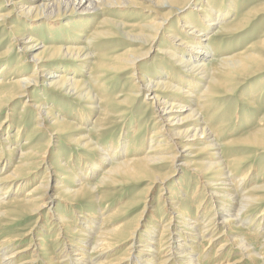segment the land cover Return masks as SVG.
<instances>
[{
	"label": "bare ground",
	"instance_id": "obj_1",
	"mask_svg": "<svg viewBox=\"0 0 264 264\" xmlns=\"http://www.w3.org/2000/svg\"><path fill=\"white\" fill-rule=\"evenodd\" d=\"M40 1L41 2L34 4L33 2L35 1L31 0H0V31L3 28H7V36L12 40L9 48L0 51V114L3 109L10 107L14 100L23 97L31 98L35 90L43 94L52 90L64 91L71 94L72 97L74 96L75 100H78V102L80 101L87 104L85 108L91 110L89 112H99V116L93 122L94 132L86 137H81L80 142H78L79 139H75L74 141V143H78V147L82 150H88L89 145L96 147V142H98L102 131L121 120L122 122L124 121L126 111L130 108L134 97L138 94L137 92H145L144 96L146 97L148 95V98L151 100L147 105L149 104V108L153 109H151V114L154 118L153 126L156 128H154L155 130L149 135V143L146 150L132 143L136 142V138H129L124 146L120 144L122 141L118 143L119 141L117 140L116 147L109 148V151H107L108 153L98 150L99 155L103 157L101 160L107 164V168L102 172L100 181L96 185H89L87 180L90 178V175H94V171L98 170L96 167L97 162L95 161L96 163L92 164L90 161L91 165L87 160L84 166V171L86 173L83 172V169L79 170L77 167L74 173L70 170L71 168H65V171L69 170V174L72 175L73 181L78 175L80 180H83V182H79V180L74 181V187L69 185L63 186L61 181H54L61 179V175L53 171L54 168L52 166H49L46 169L48 172L44 173L40 178V184L23 193L21 189L28 186L30 181L20 180L24 176L29 174L32 175V171L28 169L24 171V167L29 164L28 161L30 157L37 158L38 161L43 162L46 156L48 155L47 157H49L50 155L48 154L50 144L53 145L57 143L56 136L63 135L67 128L72 126V123L67 122L66 119L60 118L59 115H54L50 107L46 106V101H28L31 102L28 106L33 109V113L36 115L34 117L35 122L32 123L30 130L31 136L40 131L41 133L46 132L47 134L38 139L39 141H43L39 147L30 149L28 152L21 154L18 162L11 170H8L9 163H7V161L5 164H3V161H0V189L6 186L5 191L1 194L2 196H0V264H37L39 259L42 261L45 260L44 264H156V260L157 264H167L168 262L172 264H200L202 261L200 262V259L197 258L198 251L196 250L197 248H194L196 240L199 239V237H207L205 241L206 244H204L205 246L201 244L202 242L198 244V247L200 249L202 247L205 254H207V249L212 247L214 243L221 242L215 247L213 258L217 259L213 264H238L243 259H248L249 262H254L253 264H257L258 261L264 264V236H260L261 232H244L242 234L245 236V238L242 237L244 238L243 240H239L240 238L236 239V235H231L234 234L233 228H242V225H245L243 218L245 210L255 203L259 204L260 202L262 204V202H264V185H259L260 182H255L253 180L252 184L247 187L244 193H241L239 190L240 188L242 189L241 186L248 181L250 171L252 170L251 167L242 172L237 181L232 180V178H234V173L242 168L252 157V155L246 153L251 150L264 149V115L258 119V127L254 132L248 133L239 142L243 144V158H237L236 155H232L234 150H230L231 148L229 147L218 146L216 143L217 133L215 134V132L210 131L211 128L209 127L208 120L203 118V111L213 104V98L217 99L220 94L227 95L228 90L230 91L228 88L216 91L215 88L218 85L225 88L224 79L227 77V73L225 74L224 70L233 64V60L232 57L218 60L212 66L207 67L203 63L204 61L202 58L208 53V49H210L211 45H204L208 40L204 38L205 34L201 33L203 31L205 32V27L210 28L214 26L215 23L217 30L215 34H213V37L219 39L220 37L238 32L245 23L246 18L243 17L240 21H231L232 23H223L224 17L230 12V9H227L224 13L216 11L218 9H214L216 11L215 13L218 15L217 17L215 16V19L211 16L207 18V14H203V28H198L192 22L187 23L186 20H181L180 23L182 26H179V30L181 31L177 32L171 25L168 26V34L166 36L162 35L161 37V28L167 26L168 23L166 18L153 23L145 22L138 27L131 26L128 33L125 31L123 32L133 37V39L139 40L141 45L139 53L126 56L123 54H113L104 59H95V56L91 55L89 52V48L92 47L90 41L112 38L115 28H118L117 24L108 20L103 15V17L97 20L95 30L85 37L84 46L71 45L62 48L42 45L40 47L42 49L41 52L49 51L50 53L45 57H41L40 55L32 56L31 60H29L33 63L31 74L28 77H21L19 75L22 70H17L19 69V65L22 64L25 57H27L26 54L32 52L36 48V46L33 47L29 45L30 43L37 42L30 36L31 30L34 27L41 26L39 22L30 23L27 25L29 30L26 35V31H21L20 28V25L24 27V20L26 18L31 17V20H37L44 15L52 16L54 12H56V14L53 16H57L62 11L60 6L63 5L64 8L62 13L66 12L65 10L69 8L66 2H69V4L71 2L73 5L70 7V10L75 7L81 9L84 4H87L83 8L84 11L95 14L101 12L105 14L108 8L118 7L116 2H110L109 0ZM192 1L194 0H185V2L188 3ZM27 2H30V4ZM4 3L5 5H11V8L4 11L2 8V6H5L3 5ZM203 5L209 6L207 2H203ZM230 6L233 9L234 5L232 7V3ZM262 8H264V6H262ZM202 11L203 9L200 6L195 8V14L202 13ZM47 22L50 26H47L46 29L52 28V22L48 20ZM186 29H188V32L184 31ZM79 35L82 34L77 32L75 37ZM160 40H162L163 43L162 46L157 49V54L162 56L161 59L170 64L183 66L186 70L193 73L191 79L177 78V82L182 86L181 88L172 87L170 85L169 79L171 75L167 73L168 70L166 68L163 69L160 67V78L151 81L141 77L139 69L135 67L138 60L147 56L152 43ZM171 42H175V46ZM259 44L264 45V39L261 40ZM14 45H17L15 49ZM145 45L147 46L146 50H144L143 47ZM178 46L187 50V52L185 51L187 60L178 56L177 52L182 51ZM254 47L255 45H252L250 48L254 49ZM16 51L18 52V62L14 66V71L11 74L17 75L12 78L11 81L7 79L4 81L3 73L6 72L11 61L10 55H16ZM57 52L62 53V58L67 56L75 59L76 62L73 63V65L80 64L81 67L78 71L81 69L84 70L90 66L88 69L89 72L87 71L89 74L87 80L80 79L81 75L78 77H68L66 74L67 72L62 66L61 69L63 70L61 74L60 72H55L58 71L57 69L60 67L49 63L48 60L57 57ZM244 56L246 61L253 60L252 55L244 54ZM90 61L93 62L90 63ZM160 64V66H163L162 63ZM68 70L73 72V69ZM127 70L133 71L129 78L134 82L132 86L136 91L133 96L124 98L118 109H109L108 101L93 94L94 90L96 86L101 84L99 82L104 80L106 75L110 74L114 77V75L122 74ZM37 72H40L38 77H36ZM88 80L92 81L94 84L91 85ZM200 81L203 83L205 82L206 85L200 91V94H196L197 85H199ZM38 86H41V88H37ZM44 87H46L47 90H44ZM161 89L179 93L181 97H187L190 101L182 107L172 104L173 102H161L159 96L155 94V92ZM167 98L176 101V99L180 97L169 96ZM242 99L245 100V98ZM250 105L253 107L254 103L250 101ZM23 108H25V103H23ZM76 110L77 109L73 108L74 112H76ZM180 111L187 112V116L177 120V125L170 124V120L172 119L169 117L173 115L172 113ZM80 118H83V116ZM85 118H88V115ZM186 125H188L186 130H179L180 127ZM131 128L132 126L130 129ZM133 128H135L134 133L139 132L138 125H133ZM5 134L9 135L8 132ZM17 135L18 132L15 137H17ZM92 137L96 138L95 143ZM4 141V138H0V156L2 152V142ZM203 143L206 145L204 146V150L210 151L209 154H207V160L202 162L200 160H194L202 153L200 149L196 150L193 148L195 145ZM119 147L121 148L118 150ZM38 148H41V150H38ZM129 149H131V151H129ZM6 150L8 152H14V148L10 149L8 144L4 147V151ZM194 152L195 154H193ZM183 154L189 159H185L178 165V161L176 160H180L184 157ZM73 157V154L70 153L67 163L70 162ZM81 159L83 158L81 157ZM98 163V165H100V162ZM192 165L194 168H191ZM99 167L100 166H98V168ZM186 167L189 168L196 176L197 180L203 184L198 188L203 189L205 197L207 196L206 198L204 197V200L201 198L197 201L196 212L193 211L195 212L194 215H188V213L183 211L182 203L180 205L179 199L176 198L178 194L176 192L173 193V191H170V189L165 186L168 183L171 184L173 176L176 177L179 173H182V170ZM80 171L84 174L80 173ZM51 176L59 177L58 179H52L53 182H55L53 186L49 185V178ZM257 177L260 179L262 175ZM249 180L251 181V178ZM136 181L146 183V187L142 193V200H138L133 204V206L139 204V207H141L140 212L132 218L128 224H124L118 228H107V224L104 225L106 220L102 218L105 211L102 210L106 209L108 204L104 201V198L101 197L99 189L104 187H118L128 182L131 183ZM157 186L161 187V189L158 193L157 201L155 202L156 207L154 206V212L152 209L154 202L149 201L148 195L149 192L154 190ZM178 189L183 192L181 187ZM255 194L260 195L255 196ZM191 196H193V193ZM83 200L93 203L98 212L96 211L97 213L93 214L83 212V214H81L80 211H75L79 202ZM158 202H160V204H158ZM205 202L210 204L209 210L213 212H211V216L209 214V218L205 217V219H203L204 216L200 211H205ZM59 204L65 205L67 206V210L71 209L73 211L75 214V222H68L65 220L64 215L60 216L54 214L53 209ZM234 205L237 207L236 213L229 215V218L219 215L220 212L224 214L228 213ZM156 208H160L162 214H165V216L169 214V216H167L168 221L164 222L166 217L158 215L156 212L158 209ZM45 209H47L48 221L44 220L43 211ZM263 211L264 207L257 218L259 223L258 231H264ZM49 212L51 215L49 214L48 216ZM15 213H25L26 216H33L35 222L38 223H44L45 221H47V223L49 222L48 224H50V227H48V225L46 227L38 225L40 230L57 227L58 233L56 234V239L61 245L60 252L62 254H49L47 252L49 250L44 249L42 245L45 243L44 238L37 237L38 235H36L35 231L32 229L26 231H19L20 229H17V231L11 232L9 230L11 226L18 222L17 218H13ZM145 215H152L150 217V226L148 225L150 228L141 236V238L144 239V241H140L141 244L143 243L141 249L138 250L137 248L133 250L134 244H139L138 240L141 239L139 232L141 233V228L145 227L143 225L144 222L142 223V218L143 216L146 217ZM97 220L102 221V223L97 224ZM179 221L180 223H177ZM176 224L180 225L182 228L181 231L174 228ZM217 230H219L218 233L214 234ZM92 231L96 234L89 240ZM48 232V230L45 231L46 234ZM25 239L28 240L27 245L20 247L16 245ZM119 241H123L121 242L122 245L127 244L125 252L115 258L109 259L112 252L122 246H119L120 244L117 245ZM252 245H256L257 248L252 249ZM233 250H237L240 253V257L237 260L234 259V261L229 259V255L233 253ZM202 255L204 256V254ZM21 256L26 258L19 262H15L16 260L14 259Z\"/></svg>",
	"mask_w": 264,
	"mask_h": 264
},
{
	"label": "rangeland",
	"instance_id": "obj_2",
	"mask_svg": "<svg viewBox=\"0 0 264 264\" xmlns=\"http://www.w3.org/2000/svg\"><path fill=\"white\" fill-rule=\"evenodd\" d=\"M35 1L34 4L37 2H41L40 0H31ZM110 2H116L118 7L117 8H108L107 13L103 14L98 13H90L87 11H84V7L87 4H84L81 9H77L75 7L74 9L70 10V7L73 5L69 4V2L66 4L69 6L66 12L62 13L64 10L63 5L60 6L61 12L57 16H53L56 14V12L52 13L53 15H44L40 19L37 20H31V17L26 18L24 21V27L20 25L21 31H26V35L28 33L29 28H27V25H29L32 22H39L41 25L40 27H34L30 33V36L34 41H37L36 43H30V46H36V48L30 52L27 53L24 61L22 64L19 65V69L22 70L19 76L21 77H28L31 74V70L33 68V63L30 62L32 56L40 55L41 57H45L49 51L41 52L42 49L40 48L42 45H46L49 47H69L71 45L73 46H84L85 37H87L93 30H95V27L97 25V20L103 15L110 21L114 22L118 25V28H115L114 36L112 38H106V39H99V40H92L91 46L89 48V52L91 55L95 56V59H104L109 55H115V54H123V55H129V54H137L140 52V42L138 39H133V37L128 36L127 34L123 33L129 32L130 27H138L139 25L144 24L145 22L153 23L160 21L161 19L166 18L167 20V26H164V28H161L160 31V37L166 36L168 34V26H173L175 30H179V26L181 25V20H186L187 23L192 22L195 26L198 28H203V16L207 14V18L210 16L215 19V16L218 15L215 13L216 11L225 12L227 9H230V12L224 17L223 23H229L231 21H240L241 18L245 17L246 21L241 26L240 30L234 34L226 35L224 37H220L217 39V37H213V34H215V31L217 30L216 24L214 23V26L210 28H206L205 26V32L203 31L201 34H205L206 41L204 45L209 44L210 49H208V53L204 55L202 60L203 63L210 67L212 66L216 61L230 58L232 57L233 64L228 66L226 70H224V73L229 74L224 79V85L225 88L221 86H216L215 90H223V89H230L228 90L227 95L220 94L219 97L213 98L214 102L210 105V107L205 108L203 111V118L205 120H208L209 122V128L210 131L215 132L216 136V143L218 146H224L231 148L230 150H234L232 155H236L237 158H243L244 155H242L243 150V144H240V140L247 135L248 133L254 132V130L258 127L257 121L264 115V45L259 44L261 40L264 39V0H194L190 3L185 2V0H109ZM26 2V1H25ZM24 2V3H25ZM203 2L209 4V6L203 5ZM30 4V2H27ZM231 3L232 7L231 8ZM64 4V3H63ZM5 5V3L3 4ZM28 5V4H27ZM221 5V7H220ZM26 6V5H25ZM202 7L203 11L202 13L195 14V8L196 7ZM5 7V8H4ZM207 7V8H206ZM3 10H7L11 8V5L6 4L5 6H2ZM207 9V10H206ZM218 9V10H215ZM206 10V11H205ZM233 10V11H232ZM250 11V12H249ZM211 13V14H210ZM222 13V14H223ZM253 13V14H252ZM204 14V15H203ZM216 14V15H215ZM52 22V28H47V26H50L47 22ZM232 23V22H231ZM182 26V25H181ZM202 26V27H201ZM6 29V30H5ZM185 32H188V29L184 30ZM5 32V33H4ZM77 32L81 33L82 35H79L78 37H75V34ZM183 37V36H182ZM213 37V38H211ZM210 38V39H209ZM161 39V38H160ZM213 39V41H212ZM203 40V38H202ZM211 40V41H210ZM12 42L11 38L7 36V28H3L0 31V51L6 50L9 48L10 43ZM163 41H154L151 45L150 51L148 52L147 56L138 60L136 62L135 67L139 69L141 73V77H143L146 80H154L156 78H160L159 71L160 67L163 69H167V73L171 75V78L169 79L170 85L172 87H178L181 88V84L177 82V78H183V79H191L193 77V73L186 70L183 66H177V64H170L169 62L163 61L159 54H157V49L162 46ZM175 46V42H171ZM215 45V46H214ZM252 45H255L254 49L250 48ZM17 47V45H14V49ZM144 50L147 49V46H143ZM177 47V46H176ZM179 49H182V51H178V56L183 57L185 60H187V57H185V48H182L178 46ZM213 49V50H212ZM210 50V51H209ZM10 55V63L8 65V68L5 73H3V80L6 81V79L9 81L12 80L17 74H11L14 71V66L18 62V55ZM57 57L52 58L48 60L49 63L56 65L57 67H60L57 69L60 72L64 69L67 73L68 77H78L81 75L82 80H87L88 78V72L89 67L85 68L84 70H79L80 64L73 65V63L76 62L75 59L71 57L65 56V58H62V53L57 52ZM245 55H252L253 60L246 61L244 59ZM93 61H90V63ZM163 66H160L161 64ZM246 62V63H245ZM168 64V65H167ZM52 65V66H53ZM246 65V66H245ZM61 66L63 69H61ZM159 66V67H158ZM68 69H73V72H70ZM12 70V71H11ZM16 70V71H17ZM44 70V69H43ZM88 71V72H87ZM172 74H171V72ZM69 72V73H68ZM133 71L127 70L124 71L122 74L114 75H106L104 80H102L100 85L96 86L94 93L97 97L103 98V100L108 101V107L109 109H118L121 105V101L126 98L127 96H133L134 92L136 91L135 88H133L134 82L129 78ZM136 72V71H135ZM72 73V74H71ZM79 73V74H78ZM55 74V73H54ZM57 74V73H56ZM59 74V73H58ZM40 75V72H37L36 77ZM12 76V77H11ZM9 78V79H8ZM90 81V80H88ZM199 81V80H198ZM91 85L94 84L92 81L89 82ZM206 85V83L201 82L199 85H197V92L196 94H200V91L203 89V87ZM37 88H41V86H38ZM44 90H47L46 87L43 88ZM138 93V94H137ZM136 96L134 97V100L132 104L130 105V108L128 111H126V114L124 116V121H119L111 126L109 128H106L104 131L100 133V137L98 142H96V138L92 137L94 139V143L96 142V147H92V145H89L88 150H82L80 147H78V143H74L75 139H79L78 142H80L81 137H86L89 134H91L93 131V122L94 120L99 116V112H89L91 110H88L85 108L87 104L84 102H78V100H75V97L71 94H68L64 91L59 90H52L48 91L46 94L34 91L31 98H18L14 100V102L11 104L10 107L3 109L0 114V138H4L5 141L2 142V152L0 156V161H3V164L7 161L8 164V170H11L13 166L16 165V163L19 160V157L21 154H24L28 152L30 149H34L36 147H39L42 140L39 141L38 139L41 136H46V132L41 133H34L31 136V127L32 123L35 121V113H33V109L29 107L28 105L31 102L28 101H34V102H45L46 106H49L51 111L54 115H59L60 118L66 119L67 122L72 123V126L67 128L66 132L63 135L56 136L57 137V143L50 144V147L48 149L49 157L46 156L45 160L43 162L38 161L37 158L30 157V160L28 161L29 164H27L24 167V171L28 169L29 171H32V175L24 174L27 176H24L21 178L20 181H27L29 180L30 183L28 186L21 189V192H25L29 190L30 188H33L40 184V178L44 175V173L48 172L46 169L49 166H52L54 169L53 171H56L59 175H61V179H58L59 177H53L51 176L49 178V185H54L55 182H53L52 179L57 178L58 180L54 181H61V184L63 186H73L75 185L74 181L83 182V180H80L79 175L78 177L73 181V177L71 174H69V170L65 171V168L69 169L74 173L76 171V167L80 169H83L85 162L87 160L88 163L95 164L97 162V171H94V175H90L87 180V183L89 185H96L101 178V174L104 171V169L107 168V164L103 162L101 159V155H99L98 150L101 152L108 153L109 148L116 147L117 140L120 143L121 146L126 145V141L130 138L135 139L136 142H132L133 144H136V146H141L146 150L148 148L149 143V135L155 126L154 124V118L152 117L151 111L152 108H149V104L151 100L146 97L145 92H137ZM156 95L159 96L162 102H173L174 105H179L180 107L184 106L187 102L190 101L187 97H181L179 93L172 92L171 90H165L161 89L155 92ZM252 94V95H251ZM216 95V94H215ZM180 97L179 99H168L167 97ZM242 98H245L242 99ZM74 99V100H73ZM146 99V100H145ZM145 100V102H144ZM250 101L254 103V106L252 107L250 105ZM23 103H25V108H23ZM118 106V107H117ZM73 108L77 109L76 112L73 111ZM122 109V108H120ZM125 109V108H124ZM127 109V108H126ZM152 109V110H151ZM8 110V111H7ZM175 110V109H173ZM6 111V112H5ZM79 112V113H78ZM88 112V114H87ZM173 115H171L169 118L170 124H176L178 123L177 120L183 119L187 116V112L180 111V112H173ZM7 115V116H6ZM88 118H85L87 117ZM83 116V118H80ZM128 116V117H127ZM176 117V118H174ZM8 118V119H7ZM82 119V120H81ZM172 121V122H171ZM174 121V122H173ZM10 123V124H9ZM9 124V125H8ZM134 126L139 127V132L134 133L135 128ZM177 125V124H176ZM75 126V127H74ZM77 126V128H76ZM132 128L130 129V127ZM123 127V128H122ZM125 127V128H124ZM188 128V125L184 127H180L179 130H186ZM129 129V130H128ZM121 131V132H120ZM6 132L9 133L5 134ZM18 132L17 137L16 134ZM125 133V134H124ZM123 134V135H122ZM119 136V137H118ZM123 137V138H122ZM8 138V140H7ZM118 138V139H117ZM30 139V140H29ZM72 139V140H71ZM126 139V140H125ZM218 139V140H217ZM8 144L10 146V149L14 148V152H8L7 150L4 151L5 145ZM142 144V145H141ZM144 145V146H143ZM228 145V146H225ZM205 143L203 144H197L193 149H200V152L202 153L198 158H195L194 160H200L206 161L207 160V154H209V150H204ZM121 147L118 148V150ZM38 150H41V148ZM121 151V150H120ZM131 151V149H129ZM196 152V151H195ZM195 152L193 154H195ZM73 154V159H71L70 162L67 163L69 160V154ZM252 155V157L242 166V168L238 169L234 173V178H232L233 181H237L242 172L249 169V167L252 168L249 174V179L251 178V181L248 179L244 185H242V189L240 188V192L244 193L247 187H249L250 184H252V181L260 182L259 185H264V149H256L251 150L250 152L246 153ZM258 154V155H257ZM184 157H182L178 161V165L181 164L185 159L188 160L189 158L185 157V154H183ZM6 156V157H5ZM59 156V157H58ZM81 157L83 159H81ZM228 157V156H225ZM231 159V158H229ZM82 161V162H81ZM91 161V162H90ZM96 161V162H95ZM100 162V165H98ZM91 164V165H92ZM102 164V165H101ZM98 166H100L98 168ZM247 167V168H246ZM64 168V170H63ZM191 168H194L192 165ZM1 169V164H0ZM262 169V170H261ZM68 171V172H67ZM80 171V173H83ZM24 173V172H23ZM83 173V174H84ZM63 175V176H62ZM261 176L262 178H258L257 176ZM26 177V178H25ZM184 177V178H182ZM72 178V179H71ZM254 178V179H253ZM26 179V180H25ZM262 179V180H261ZM184 181V182H183ZM171 182L174 184H167L165 185L170 191H173V193H177L178 196L176 197L179 199V204L182 203V209L188 215L192 214L194 215L197 208V201L199 199L203 198V200L207 197H205V192L203 189H199L201 182L197 180L196 176L192 173V171L189 168H184L182 170V173H179L176 177L173 176L171 179ZM262 182V183H261ZM78 183V182H77ZM178 185V187H177ZM60 186V185H59ZM50 187V186H49ZM74 187V186H73ZM146 187L145 182H128L126 184L120 185L118 187H104L99 189L101 197L104 198V201L107 202L108 207L102 211H105L102 218H105L107 224V228H118L119 226H122L124 224H128L132 218H134L141 210V207H139V204L136 206H133L135 202L138 200L141 201L143 198V191ZM179 187H181L182 191H179ZM226 187V186H225ZM5 187L0 189V196L5 191ZM161 187L157 186L154 190L149 192V201H153V211L156 199L158 198V193L160 191ZM203 192V193H202ZM193 193V196L191 194ZM263 194V193H262ZM260 194H255V196H258ZM205 197V198H204ZM184 201V202H183ZM259 202V204L255 203L251 205L247 210H245V213L243 214L245 225H242V228H233L234 234L236 235V239L243 240L245 236L242 234L244 232H261L260 236H264V231H258L259 223H258V216L260 214V211L264 207ZM160 204V202H158ZM206 206H204V212L200 211V213L205 217L211 216V210L210 204L208 202H205ZM150 207V205H149ZM209 207V208H208ZM66 208V209H65ZM70 209V208H69ZM77 209V210H76ZM75 209V211H80L81 214L83 212L93 214L97 213L98 211L95 209V206L93 203H90L89 201H80L78 204V207ZM156 212L158 215L162 217H166L164 219V222L168 221L169 214L165 216V214H162V210L160 208ZM54 214L57 215H64L65 220L68 222H75V214L73 211L67 210V206L58 205L53 209ZM168 210L170 211L169 207ZM237 207L234 205V207H231V211L224 214L220 212L221 217L229 218V215L236 213ZM97 211V212H96ZM168 211V213H169ZM195 211V212H193ZM153 212V213H154ZM44 214V220H49L47 217V209L43 211ZM51 215V213H48ZM156 214V213H155ZM210 214V216H209ZM218 215V217H219ZM228 215V216H227ZM146 216V215H145ZM148 216V217H147ZM146 217L143 216L142 223L146 227L141 228V233L139 232V236L144 235L147 229L150 228L149 223L151 222L150 217L152 215H147ZM253 216V217H252ZM248 217V218H247ZM263 217H264V211H263ZM13 218H17L18 222L15 223L11 228L9 229L11 232L17 231V229H20L19 231H26L32 229L35 231L37 237L44 238L43 248L48 249L47 251L49 254L59 255L62 254L61 251V245L56 239V234L58 233V228H46V230H40L39 226H47L50 227V224L45 221L44 223H38L35 222V218L33 216H26L25 213H15ZM217 218V216H216ZM247 218V219H246ZM220 220V218H219ZM146 221V223H145ZM163 222V223H164ZM97 224L102 223V221L97 220ZM177 223H180L177 222ZM94 224V223H93ZM149 225V226H148ZM253 225V226H252ZM96 228V227H94ZM176 230H182L180 225H175L174 227ZM145 229V230H144ZM38 230V231H37ZM49 231L47 234L45 231ZM44 231V232H43ZM143 231V232H142ZM159 231V230H158ZM219 230L214 232V234H217ZM178 233V232H177ZM96 233L93 231L90 234L89 240L93 238V236ZM238 236V237H237ZM240 236V237H239ZM77 237V236H76ZM244 237V238H242ZM139 238V237H138ZM207 237H199V239L196 240L195 243V249L198 251L197 258L200 259V264H213L215 263L216 259L213 258L215 247H217L220 243L216 242L207 249V254H205V251L198 247V244H206ZM140 241H144L143 238L138 240V243L134 244L133 250L141 249V246H143ZM123 241H119L117 243L122 245ZM188 243V242H187ZM28 244V240L25 239L16 245L18 247L25 246ZM47 246V247H46ZM50 246V248H49ZM197 246V247H196ZM205 246V245H204ZM57 248V249H56ZM127 248V244L122 245L120 248L116 249L112 252L109 259L115 258L116 256H119L125 252V249ZM252 249H256V245L251 246ZM157 249V247H156ZM54 251V253H53ZM196 251V252H197ZM204 254V256L201 254ZM236 252V253H235ZM234 254V255H233ZM240 253L236 250H233V253L229 255L230 260H237L240 255ZM239 255V256H238ZM203 256V257H201ZM205 257V258H204ZM26 257H18L15 258V262H19L22 259ZM213 258V259H212ZM202 259V260H201ZM209 259V260H208ZM208 260V261H207ZM248 259H243L238 264H253L249 262ZM45 260L42 261L39 259V262L37 264H44ZM169 264H172L171 262H168ZM167 263V264H168ZM261 261H258L257 264H261ZM157 264V260H156Z\"/></svg>",
	"mask_w": 264,
	"mask_h": 264
}]
</instances>
